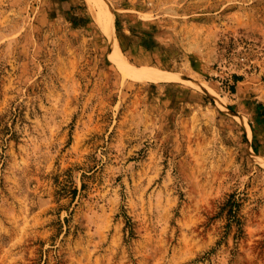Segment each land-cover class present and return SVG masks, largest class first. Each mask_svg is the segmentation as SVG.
Returning <instances> with one entry per match:
<instances>
[{
	"label": "rangeland",
	"instance_id": "obj_1",
	"mask_svg": "<svg viewBox=\"0 0 264 264\" xmlns=\"http://www.w3.org/2000/svg\"><path fill=\"white\" fill-rule=\"evenodd\" d=\"M0 0V264H264V0ZM186 79V81H184Z\"/></svg>",
	"mask_w": 264,
	"mask_h": 264
},
{
	"label": "bare ground",
	"instance_id": "obj_2",
	"mask_svg": "<svg viewBox=\"0 0 264 264\" xmlns=\"http://www.w3.org/2000/svg\"><path fill=\"white\" fill-rule=\"evenodd\" d=\"M88 4H90L91 7L97 9L96 17L100 25L102 26L103 30L107 35L110 36L112 39V57L115 60L119 67L122 69L125 75H132L135 78L138 79H146V80H167V81H173V80H179L183 77L179 75L177 72H172L168 70H162L155 67H141V68H135L130 66L127 58L121 51L120 45L118 43L117 38L115 37V23L113 15L110 11V7H107V3L105 0H87ZM186 81V79L184 80Z\"/></svg>",
	"mask_w": 264,
	"mask_h": 264
}]
</instances>
